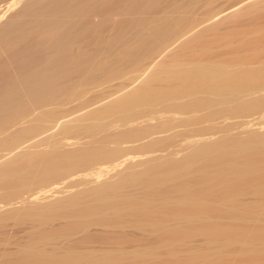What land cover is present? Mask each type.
<instances>
[{
  "label": "rangeland",
  "instance_id": "rangeland-1",
  "mask_svg": "<svg viewBox=\"0 0 264 264\" xmlns=\"http://www.w3.org/2000/svg\"><path fill=\"white\" fill-rule=\"evenodd\" d=\"M46 1H50V0H46ZM54 1L55 0L50 1L49 3L52 2L54 3ZM58 1L60 0H56L57 3ZM61 1L58 4L61 5L62 4ZM67 1H69V3L74 2L70 4L71 6L69 5L70 8L72 7L73 9L76 7V6L75 7L72 6L73 4L75 5L76 0L75 1L67 0ZM67 1L65 3H67ZM91 1L92 0H90V3H88L89 5L96 2V0H93L92 2ZM104 1L105 0L102 1L98 0L95 6L100 5L99 7H101L102 5H105V2H107V0L105 2ZM124 1L125 0H112V4H110L112 8L109 7L110 10H113L110 12L112 13L111 15H108L109 12H107L109 10L107 9V6L110 5L106 4L107 5L105 6L106 8L103 6L106 11L104 12L103 11L104 8H102V12H104V14L101 12V9H99L100 11L99 10L97 11L96 9L98 15L93 14L94 12L91 13L90 10H95L94 6L92 5L93 9H90L89 13L93 15H90L88 14V12L86 13L87 9L83 6L86 5L87 7L88 1H85L86 3L85 2L83 3V1L79 2L77 0L79 5L83 3L82 6L84 7L81 10L82 6H79V9L81 11L86 9L84 10V12L90 15L88 16L89 18H87V15L84 12H80L79 10H77V12H79V16H82L84 13L86 15V17L85 16L84 17L89 19V21H91L96 17V16L93 17L94 15H97L98 17L102 14L103 15L101 16L102 18L104 16L106 17V15L110 17V18L106 17V19L109 20L106 21L105 19L104 21V23L106 22L107 23L104 24L103 28L104 27L105 28L102 30V33H100L101 35H99V37L101 36L100 42H98L95 45V47L94 45L90 46V48L94 47L99 52L101 58V66L98 67L99 66L98 65L96 68H93L94 65L92 64L91 66L88 65L89 68L87 67L88 68L86 70L87 72H85L86 73L85 80L82 83L72 84L68 96L66 95L65 97H62L60 94H58L59 93L58 91L57 94H55V96L52 98L40 97L39 100L37 99L36 102L32 101L31 103L25 101L26 103L25 102L23 103L21 111L14 112L13 110H11L7 114L8 124L9 126L11 125V128L9 127L8 130L10 132L8 133H11V131L13 132L19 127L21 132L18 133L17 136H14L13 137L14 139H9L10 144H7L5 146L6 148L4 147L5 149L0 150V213L1 214L4 213L3 215L0 214V264H6L8 262L6 260L7 259L9 260V258L14 256V254L16 255V252L18 253V249L20 250L22 246L23 247L26 246V244L29 243V240H31L30 243L31 242L37 243V241L40 242L41 240H37V241L35 240L39 238V236L41 235V231H42L41 229L48 230L49 228L52 229L54 226L57 228L58 227L62 228L67 226L68 222L72 220L70 218V213L72 211L66 212L67 209L71 210L69 207L66 210L64 208L63 209L59 208L62 209L59 212H58L59 209H56L57 210L56 211L54 208L55 214L53 211L51 212L50 210L53 208H50L49 210L46 209L48 213H45L46 211H43L42 207H41L42 211L38 209L40 207H38L37 202H36L37 209L35 208L36 203H29L30 207L33 204L35 205H33L34 208L28 210L32 211V213H35V209H36L37 212L41 215L38 216L36 212L34 216L29 215V218H27L28 210L26 211L25 208L27 207L29 208V205L27 206L28 203L24 202L26 196L29 197L30 192H33L34 190L36 193H38L41 190L39 187L40 184H42L43 186L42 185L41 186L44 187V188L41 187L42 190L45 189L46 185L44 186V184L48 182L49 179L47 178L49 177L45 178V181L44 179H42L43 183L41 180L39 182L37 181L39 178L36 176V174L35 176L38 179L36 177L35 178L37 180L33 178L32 181L24 178L25 180H27V183L25 182L23 183L21 181L22 179L19 180V182L21 181V183H19L21 188L23 187L22 184H24L23 187L24 189L22 188L23 192L20 187H18L12 182L15 185V187L17 186L16 188H18V191H16L17 189L16 188H15L16 190L14 189V185H11L12 183L9 182V180H11L9 176L11 175V171H12L11 166L13 167V164H15L14 162L10 166L11 161L13 159H14L13 161H17L15 159L18 155L20 156L18 157L22 158V160L24 161L26 156H27L26 158H29L33 154L32 150L36 151V149H38L39 151H41L45 146H46L45 154L48 153L47 152L48 149L49 152L50 150L58 151V149H61L59 148L61 146L60 141L62 142L65 139L64 137H67L68 135L70 136L72 132H74V134L72 135L88 134V132H94L95 131L94 129L97 130L98 135L100 137L104 136L108 138L109 136V138L107 139L108 141L107 140L104 142L98 141L99 144L101 142L105 144V142L108 143L110 141L108 143L109 145L111 146L117 145L119 149L120 147L121 148L123 147V149L126 150V151L124 150L125 153L129 152L127 153L128 156H132L131 154H133L134 156L137 157L136 158L137 160L135 159L134 160L135 162H133L134 167L133 165H130L129 166L130 168L129 169L127 168L128 171L125 170L126 173L122 171L119 175H115V178H113L114 176L112 175L113 180L116 179L115 181L117 183L120 181L118 183L119 185H116V182L115 183L112 182L113 184L118 186V188L121 189V190L118 189L119 191L118 194L121 197L123 196L128 199H130L131 197L133 200L134 199L136 200V198L139 200L142 199L143 197L144 199L147 198L149 201L153 200V203L156 202V204L159 206L158 208L156 204H153L152 206L155 205L157 206V207L155 206L156 209L154 210H157L158 208V210L160 209L161 211L159 210L160 213L159 211L157 212L158 216L154 215L149 220L153 223L150 224L151 222H149L147 224L150 227L146 225L142 226L139 223L141 225L140 226L136 222L124 223L122 220V222L124 223V225L122 224L123 227L122 225L119 226L118 224L115 223L118 226V228H116L117 226L115 227V224L113 222L112 223L108 221L102 222L99 221L98 219L96 220L95 219L96 217L93 218L92 220L90 219L85 221L84 223L85 226H83V228H86V230L82 228V232L84 231L86 233L88 231L87 233H91L93 235V238L91 235V237L89 238V240L90 239L91 240L86 242L85 245L82 246L84 248L87 247L85 248L88 249L87 253L90 248V250L93 249L94 253L93 251L92 253L94 254V256L95 253H97V251L98 252L102 251L104 253L106 252L108 254V250L110 248L109 251L113 253V255H111V257L113 256L112 257L113 261L110 258L111 259L110 262L113 263L114 260H116V262H114L113 264H264V251H262L264 250V170H263L264 154L262 155L263 159L259 160L258 158V161L260 162V166L259 165L257 166V168L259 167V169H257L258 171L256 170V172L255 171L253 172V174L255 173L257 177L254 176L255 175L254 174L252 176L253 178H251V176L249 177L250 180L248 177H244V180L241 181L242 179L241 180L239 179L241 178V176L235 177L236 176L235 174L230 175L231 177H228L229 175H227V177L224 175L226 178L225 179L222 176L223 174L221 175L220 170L223 169L224 172L227 169L226 168L227 162H225L224 160L223 162L225 164H223L222 163L223 159H221L220 156L217 157L218 155L215 156L216 158L214 157L216 159V160L214 159L215 161L212 160V162L209 163L207 162L208 164L206 165L205 169L204 167L202 168L205 170L206 173H208V175L207 174L204 175L200 169H195L193 170L194 172L190 171L189 173L184 174L182 176L183 178L179 177L178 179L177 177L178 180L175 178L174 180H170L171 182L170 181L158 182L157 184H155L156 182L155 183L153 182L154 184H152L151 182L154 180H151L150 182L151 184H150L149 183L150 180L134 181L133 179H131L133 178V176H136L135 171L141 174L144 172V170H147V172L149 171L151 172V175L154 173H157L156 175H160L164 173L165 175L169 170L168 167H170L172 163L175 164V161L178 163L179 162L188 163L187 161H190L189 163L194 162L193 161L194 157L195 156L196 158L199 157L198 155L195 154L201 153L202 149H204V146L206 149L207 147L209 149L211 146H212L211 148H215L216 144H218V146L223 147V145L221 144L224 143H225L224 146H226V144L231 146L234 143H235L234 145H236L237 142L240 143V145L241 143L247 144L250 142L249 144H254L255 142L256 143L255 145L264 151V143L263 141L261 142V140H259L264 136V97H263L264 84L263 83L260 84L259 86L257 85L242 86L239 87L238 89L235 90L232 89L230 91L229 89L226 90L225 88L223 87L221 88L219 86L216 88V86L214 85H211V88L210 86H207L205 88V86L195 83L193 85L189 84L190 87L189 85L188 86L186 85L187 87L184 85L185 86L184 87L181 84H177V86L175 84V85H171V87L172 86L174 87L171 88L170 85H168V87L170 88L169 89L167 88V83L161 80L162 78L161 79L159 78L160 76H162L161 74L164 73L162 69L163 70L165 69L164 71L166 73L167 71H169V68L171 69L172 72V69H174L173 71H176L177 69L180 70L179 68L182 69L185 67L188 68L191 66H195L199 63H201L202 65L204 63L205 66L208 65L207 67L212 66L213 68L214 65L213 61L214 62L221 61L220 63L215 62L216 65L219 64L220 66H222L221 64L224 63L225 61L228 65L226 63L225 64L228 67L223 65L225 67L223 68L224 69L227 68L231 70L235 68L236 69L239 68L237 70H240V68L242 69L243 66L244 69L246 66H248L249 68L250 64L252 68H254L252 64H254V66L257 65L259 66L260 64H258V62L262 64L260 66H264V62H262V58L264 60V55L262 54L264 53V0H151V1L148 0L150 1V5L148 6V9L145 12L143 8H141L142 10L140 8L138 9L139 7L138 5L140 2L139 3L136 2L137 4L135 2L133 4L130 3L131 6L129 5L127 7L126 5L128 3L127 1H125L124 3ZM44 2L45 1H43V4L47 7L45 8L44 5L42 6L40 5V8L39 7L35 8L36 14L33 12L34 13L33 15L35 16L40 15V13L38 14V12L39 9L41 10L43 6L45 10L49 8L48 5L50 4L47 3L48 4L47 5L46 2L45 3ZM8 3L9 2H6V0L3 1L0 0V11L4 9V12L2 11L3 12L2 14L0 12V14L2 15V16L0 15L1 18L4 15L5 16L4 18L6 19L7 16H9L12 13L11 10L10 11L5 10L7 9V7L6 8L3 7L4 5L8 6L6 5ZM57 3H54L53 5L51 4L50 6L51 7L53 6L52 8H54L55 5V9L61 8L60 11L62 10L66 11V8L67 11L70 10L68 9V7L66 8L64 7L66 4H63L64 5L63 8L62 6H60L59 8ZM51 7L49 9H52ZM55 9L53 10L55 11ZM45 10L42 11L47 12ZM54 11L50 10L49 12L48 10L49 12L48 16L47 15L44 16V12H41L43 13L42 17H45V20H47V17L48 19L51 18L52 21L55 18L58 19L56 16L51 15L53 14L51 12ZM129 11L132 13H130ZM100 12L101 14H99ZM62 13H59V15H61ZM76 13L74 12L73 14L74 16L72 17L70 16V17L75 18V16L78 15V13L77 14ZM114 13L117 14L114 16L113 15ZM56 14L58 16L57 12ZM91 16L93 18L90 19ZM141 16L146 18L145 22L142 21L143 23H141V20H139ZM33 17H32L33 22L31 23L30 21L31 24L28 23L27 25L30 26L33 23L34 25H37V23L39 22V24L37 25L38 28H33L36 30L38 29L37 30L38 32L34 30L36 31L34 32L35 34V33H39V29H40L39 26L42 24L43 21L40 23V20L42 18L41 16H40L41 18L36 16L38 19H40L39 21L37 18H36L37 21H34L36 19H33ZM78 17L77 19L79 20L80 17L79 18ZM67 18L68 17H66L65 21L67 20ZM85 18H84L85 21L83 20V22L87 21L88 23V20ZM42 20H44V18ZM62 20L64 23L65 22L64 19ZM69 21L71 23L68 22V24L70 23L71 25L73 21L72 20ZM57 23L59 25L63 24L59 21ZM65 24L67 25V22ZM34 25H32V27H34ZM44 25H47V23H44ZM48 26L53 28L51 24ZM126 26H128L127 29L129 30L132 29V30L127 31ZM50 27L46 28L45 26L44 28L46 29L43 28H42L43 30L40 29V33L44 34L45 32L43 31L47 30L48 28L50 29ZM52 28L51 30H47L46 32L48 38H46V35H43L47 40H49L50 37H53V35L54 37H57L56 35H60L61 33L60 30L62 28L61 29L59 28L60 30L58 29L60 31V33L58 34L56 33L57 30H55L54 28L53 29L56 32L54 31L55 33H53ZM65 28L66 26L64 25L63 28L64 31L62 29L63 32L67 30V28L66 29ZM121 28L122 30L125 28L127 32L125 31L124 33L125 29L123 30V32L122 31L120 32ZM18 31H19V35H18ZM18 31H16V33L21 40L22 35L20 36V30ZM23 31L24 30L22 29L21 33H23ZM40 33L39 35H41ZM48 34L50 35V37ZM14 36L15 33L13 35V38L19 44H16L15 41L12 42L18 45L19 47L21 44L22 47L25 44V42L23 44V41L21 40L22 43H20L19 42L20 40H17L19 37L15 36L16 37L15 38ZM37 36L36 38H38ZM43 36L42 37L39 36V38H43ZM39 38L38 41L36 39L37 43L40 42L41 40V39L39 40ZM47 40L44 39V41H42L41 43H44ZM13 43L5 44L6 48L9 47V45L10 48H12L11 46L14 45ZM9 49L7 51H9ZM2 50L4 49L1 48L0 51L2 54V55L0 54L2 56V57L0 56L1 57L0 62L6 60L7 57V55L5 54L6 49L5 52L4 51L2 52ZM253 51H255L256 53H254ZM259 51H262L260 52V55L258 54ZM251 56L253 58L249 59V57ZM254 56H256L255 59ZM246 58L247 61L244 60ZM251 60L253 61L251 62ZM235 63L237 65H235ZM242 63H244L245 65L243 64L240 67V64ZM160 71L162 73H160ZM157 73H159L160 75H158ZM153 75L156 76L158 75V77H156L157 79ZM153 78L155 79L153 80ZM7 79L5 80L7 81ZM150 79L152 80V82ZM3 81L4 80L2 79V81L0 82ZM145 82L146 85L148 84V86L150 85V87L151 86L155 87V89L152 87L154 92L156 90H160V92L157 91V93L159 92L160 95H156L157 96L156 97L154 95L157 93H155L153 96H151L153 99L148 97L147 98L148 100L144 99L145 101L142 100L139 103H136L131 107H128L127 109H129V112L125 111L126 114L124 113V110L126 108H123V110H121L120 108L116 107L115 105L116 102L113 100L120 99V97L125 95L126 92L128 93L131 90H134L135 88L137 89L140 85L142 86ZM212 86H214L215 88H213ZM178 87L179 89H177ZM111 100L113 102H111ZM110 102H111V106L113 105L114 107H116L117 111L119 109L121 111L117 112L116 109L113 107V109H115L114 111H116L114 112L113 109L109 107ZM105 106L109 107L110 109V113H108L109 109L108 111L106 110L104 111L108 113V114L106 113L108 117L107 115L101 116L104 114V112L102 111L103 112L102 114L101 111H99V110H104L103 108H106ZM91 111L92 112L99 111L101 115L98 114L99 112L98 113L95 112L93 114H98L99 118L91 117L87 114L88 112ZM121 112L123 114H121ZM131 117L133 118L134 121L131 119ZM137 117L139 121L136 120ZM125 119H128V121L123 122V120ZM133 122H138V124L135 123L138 125V129ZM19 123L21 124L20 126ZM94 124L97 127L95 126V128H93ZM98 126L100 127L98 128ZM133 127L135 128V131L133 130L134 129ZM23 128L25 129L22 130ZM127 128L128 130H131V132L133 131L138 132L140 130L141 133L138 132L137 134L139 135L137 136L136 134L135 136L133 132L132 133L133 137H131L132 140L129 139L130 136L127 138V140H125L124 139L126 134L125 132H129L127 131ZM99 129L101 131H99ZM117 129L118 130L121 129L122 131L125 130L124 131L125 134H123L121 131L118 132L123 134L124 137L123 136L120 137L121 134H119L120 135L119 136L116 133ZM84 130L85 132H82ZM114 132L115 135L117 134L118 136L117 135L115 136ZM131 132L129 133V135L131 134ZM20 135H21V137H19L20 139L16 138ZM113 135L115 136L114 138ZM94 136L95 135H93L92 137ZM110 136H112L111 139ZM88 137H91V135H88ZM104 137L103 140H105ZM115 138H117V140L112 142V140H114ZM118 138L120 139L123 138L126 143L122 141L125 143L122 144ZM16 139L18 142H14L16 141ZM133 139L135 140L137 139V140L133 141ZM263 139L264 137L262 138V140ZM12 140L14 142L13 145H11ZM93 145H97V144L95 143ZM39 147L40 148L43 147V148L40 150ZM37 151L35 154L41 157L40 154H43V151H41L42 153L39 152L40 154H38ZM60 151L61 150H59L58 153H60ZM120 151L121 150H119L118 152ZM51 152L47 155H50ZM58 153L57 155H60ZM20 154H24V155H20ZM55 154L50 156H54ZM119 154L122 153L120 152ZM57 155L56 157H58ZM11 157L12 158L15 157V158L12 159ZM34 157L36 156L33 154L32 159ZM7 160L10 161V163L6 162ZM28 160L30 164L31 159L29 158ZM28 162L26 161L25 164ZM221 163L223 166L221 165ZM101 164L102 163L91 165V167L93 166L92 168L87 167L86 170L84 169V171L81 172L79 171L78 174L76 173L77 176L78 177L81 176V178L80 177L76 178L77 177L76 174L74 175V177L73 176H71V178L69 177L70 179L73 178L72 180H75L74 178H76V180L78 179L76 182L79 183L75 182L77 184L75 185V187L74 186L71 188L69 187L70 189H68L67 184L71 180L69 181V179L63 178L64 180L58 179L56 181L58 185L56 183H51L54 184L58 189L62 190V192H60L56 188L55 190H57L58 192L54 193L55 190L53 187L55 186L51 184L50 185L48 184L47 189L50 188L52 190L53 188V190L52 192L51 190L50 192L47 191V195L44 192L46 191V189L43 191L41 190L42 193L39 192L38 194L33 192L35 195H39V198L43 194L42 196L43 199L41 197L40 199L41 201H39V206L40 204L44 203L43 201H45L46 203L49 202L50 199L52 200L54 197H55L54 199H57L56 196L60 197L63 194L64 196L69 194L70 190L73 191L74 189L77 190V188H79V190L81 189L82 191L83 189V191H85L86 189L88 190V188L90 189V185L92 184L95 185L97 183L91 182L90 180H88V178H86L88 176L84 177L83 175H86L88 172H92V170H95L96 167H101V166L104 167L109 165L108 163L107 164L103 163L102 165ZM122 167L124 166H121L120 168L118 167V170L119 169L121 170ZM211 167H213L212 170L210 169ZM217 169L218 172H220L219 174L218 172L217 173L214 172L217 171ZM118 170L115 169L111 171V174L113 172H117ZM199 170L200 173L197 172ZM109 174L106 175L105 178H109V177L111 178V174L110 175ZM37 175L39 176V174ZM42 176L43 175L40 174V179ZM44 176L46 177V175ZM44 176L42 178H44ZM202 176H204L203 179ZM118 177L120 178L118 179ZM245 178H248L250 183L249 181L245 180ZM79 179L81 181H79ZM206 179L208 180L206 181ZM234 179H236L237 181ZM254 179L255 181L252 182L251 180ZM224 180H226V183ZM227 182L230 183L234 182V185L236 183L237 184L233 186L232 189V187H227L228 185L226 186ZM59 184H61V186ZM85 186L88 188H86ZM186 187L188 188L190 187L189 188L190 190ZM19 188L21 189L20 192H19ZM227 188L228 189L231 188V191L228 190ZM124 189L126 192L124 191ZM13 190L16 191V193ZM27 192L29 194H27ZM48 192L49 194L54 193L55 195L51 194L53 196L50 195L51 196L50 198L49 197L46 198L47 196H49ZM34 194L31 196L32 197L35 196ZM21 196L22 198L25 197L24 200L20 198ZM15 197H17V199H19L18 201L21 202L18 205H16V207H20L21 205H24L21 207H24V211L26 213L23 211V208L22 209L19 208L15 210L16 211L15 212L13 210L11 211L8 210L10 205L3 206L5 205L3 203H8L7 202L8 200L12 198L15 199ZM183 197L185 199L192 198L191 201L195 204V208L194 207L192 208L189 205L188 206L185 205L186 207L184 206L183 208H181L182 210L180 209L179 212H175L174 210L175 208H173L175 201H179V199L183 200ZM195 197L197 198V200ZM17 199H15V201ZM21 199L23 200L24 204L22 203ZM168 199L171 200L167 201ZM162 200L163 201L166 200L167 202L164 203H167V205L165 206L162 205L161 204ZM7 207H8L7 209L8 211L5 210ZM165 207H168V209ZM63 210L64 212H62ZM12 212H14V214L16 215L18 214L20 217L18 215L16 217V215H14ZM68 212L69 215H67ZM72 214L73 213H71V215ZM65 215H67V217ZM24 216H26V218L22 219L21 217ZM68 219H70V221H68ZM162 221L164 222V225L167 224L169 225V227H172V225L175 226L177 224L179 227L182 228V230H180V233L176 237H172L173 239L170 240L168 238L166 239L167 232L166 234L164 233L165 237L164 236L162 237L165 238L164 240L161 238V235L166 230L160 231L162 229V228L160 229V227L164 226L162 225L163 224ZM192 221H194V223H192ZM159 223H162L161 224L162 226ZM156 228L158 229V232ZM68 230L69 229H67L66 231L69 232L68 239L66 237L68 235L65 236L66 234L65 232L63 234L65 237L63 236L64 238L62 239L57 237L56 239L52 238L53 241L49 239V242L47 243H46L47 239H45L46 241L44 240L45 242L43 241L41 242H43L44 246L45 243L48 244V246L46 245L47 249L50 247L49 245L52 246L50 248L57 249L58 245H62L61 243L64 244L65 241L70 242L76 239L77 237L83 236L80 228L77 230L78 232L76 231V229H73L74 230L73 232L76 233L70 232L71 229L69 231ZM159 231L161 234H159ZM111 232L115 233L116 235L110 234ZM117 235L119 237L121 236L120 239L119 237L117 238L115 237ZM123 235L126 237H124ZM112 236L115 237L114 241H111L113 240V238L111 240H106ZM71 237L73 238L71 239ZM40 238L43 240L42 237ZM59 239H61L60 241H62L63 239L65 240H63L60 243V241H58ZM51 241L53 242V245ZM92 241L95 242L90 243ZM39 242L38 245H40ZM67 242H65L66 244L63 245L64 247L67 245ZM43 244L41 243L40 246H43ZM55 244L57 247H54ZM63 246L59 248L62 251L66 249V248L62 249ZM138 247L141 249L140 251L138 250L139 249ZM117 249L121 251H118ZM145 249L146 251H144ZM257 250L260 251L256 252ZM135 251L141 252L144 255L140 256L139 258L138 257L134 258L133 257L134 255L132 256V254L136 253ZM115 252H117L118 254L117 253L115 254ZM120 252L125 254L122 255V253ZM100 255H102V253L100 254L98 253L99 257ZM117 255L121 259H119ZM98 259L91 258V260L89 261L91 262V264H96V262L98 261H95V263H93L92 260H98ZM87 260L88 258L85 261ZM107 261H109V259ZM110 262L108 264H111ZM101 263L102 262H100V264ZM81 264H83V262Z\"/></svg>",
  "mask_w": 264,
  "mask_h": 264
},
{
  "label": "bare ground",
  "instance_id": "bare-ground-1",
  "mask_svg": "<svg viewBox=\"0 0 264 264\" xmlns=\"http://www.w3.org/2000/svg\"><path fill=\"white\" fill-rule=\"evenodd\" d=\"M32 1L31 0H6V2H9L8 4H6L8 6H5L4 5L3 7L4 8L7 7V9H5V10H9V11L11 10L12 13L10 15L7 14L9 16H7L6 19L4 18L5 17L4 15H3L2 18L0 17V19H1L0 20V51H1V48H3L4 50H2V52L3 51L5 52V49H6V52H8V53L5 52V54L7 55L6 60H4L3 62H0V81H2V79L4 80L3 82H0V150L1 149H5L6 148L5 146L7 144H10V142H9L10 140L9 139H14L13 137L14 136H17L18 133L21 132L20 129H19L20 127H19L18 129L15 128L16 130H14L13 132L11 131V133H8V132H10V131H8L9 130V127L11 128V125L9 126L8 119H7L8 112H10L11 110H13L14 112H19V111L22 110V105H23V103L25 101H28V102L31 103L32 101L33 102H36L37 99L39 100L40 97L52 98V97L55 96V94H57L58 91H59L58 94H60L62 97H65L66 95L68 96L72 84L82 83L85 80V77H86V73L85 72H87L86 70L89 68L88 65H90V66H91V64L94 65L93 68H96L98 65H99L98 67L101 66L100 54L97 51V49L94 48V47H95V45L98 42H100L101 36L99 37V35H101L100 33H102V30L105 28V27L103 28L104 24L107 23V22L104 23L106 17L107 18H110L108 15H111L112 13H110V12L113 11V10H110L109 9V7L112 8V6L110 5V4H112V0L111 1L110 0H107L108 3L105 2L106 1L105 0L104 1L105 2V5H102L101 7H99L100 5L99 6L97 5L98 8H97V6H95L96 3L98 2V0H96L95 3L90 4L91 6L88 4V3H90V0H85V1H88L87 4L90 6V8H89L88 5H87V7H86V5H83L88 10L87 11L86 9H84V10H86V13L88 12V14H90L89 13V10L90 9H93V6H94V9L95 10H90V11H91V13L94 12L93 14H97L98 12H96V9H97V11L99 9H101V12H102V8H104L107 5H110V6H107V9H109L110 11L109 10L107 11L109 13H108V15H106V17L104 16L105 18L104 17L103 18L101 17L103 15L100 12L99 13V14H101L100 16L97 17L98 14L97 15H94L93 17H95V16L96 17L94 19H92L91 21H89V19H87V18H89L88 16L93 15V14L88 15V14H86L84 12V10L81 11L84 8L82 6V4L85 2L84 0H82L83 3H81L80 5H79V3L76 0V3L77 4L75 3V5L74 4L72 5L74 7L76 6L75 7L76 9L75 8L72 9V7L71 8L69 7V5L72 4V3H74V2L69 3V1L66 0L67 3H68L67 4V3H65L66 2L65 0H62V1L60 0L62 2V4L60 5V4H58V3H60V1H58V3L56 2V0L54 1V3H57V5L59 6V8H60V6H62V8H63V6H64L63 4H66L64 7L65 8L68 7V9H70V10H68L69 12L67 11V8H66V11L65 10L64 11L63 10L60 11L61 8L60 9H57L56 8L57 9V11H56L55 5H54V8H52L53 6L51 7L50 5L53 2L52 3H49V2L50 1H53V0H50V1H46V0H32ZM43 1H45L46 4L49 3L50 5H48V4L47 5H48L49 8L51 7L52 9L47 8L45 10L44 9V6L45 5L43 4ZM78 1L79 2H82L81 0H78ZM125 1H127V3H128L126 5L127 7L130 5V3L133 4L134 2L135 3L136 2H138V3L140 2L139 5H138L139 6L138 9L139 8L140 9L143 8L144 9V12H145L148 9V6L150 5V1L151 0L150 1H148V0H125ZM125 1H124V3H125ZM40 5L41 6L44 5V6L41 8V10L39 9L38 14L40 13V15H36V16H38V17L41 16L42 17V14L43 13H41V12H44L42 10L47 11V12H44V16L45 15L48 16L49 15L48 13L50 12V10L54 11L53 9H55L54 12H51L53 14H51V13L50 14L53 15V16H56L58 19L55 18L56 19V21H55V19H53V16H52L53 21L51 20V18L48 19L47 16L46 17H47L48 22H47V20H45V17H42V18L40 17L41 20L38 19L33 14L35 13V8H38V7L40 8ZM77 6H78V8H77ZM79 6H82L81 7V10L79 9ZM46 7L47 6H45V8ZM113 7H115V6H113ZM105 8L103 9L104 12H106L105 11ZM150 8H151V6H150ZM115 9H114V12H115ZM48 10H49V12H48ZM77 10H79L80 12H84L87 15V18H85L86 15L84 13H83V15L80 14L82 16H79V12H77ZM141 10H140V12H141ZM2 11L4 12V9L0 11L1 14L3 13ZM56 12L58 13V16H57ZM62 12H64V13H62ZM74 12L75 13L77 12L78 15L75 16L76 19L73 17L74 18V20H73V18H71V17L74 16L73 15ZM104 12H102V13L104 14ZM59 13H62L61 15H64L65 17L59 15ZM130 13H132V12H130ZM5 14H6V12H5ZM105 14H107V13H105ZM116 14L114 13L113 15L115 16ZM51 15H50V17H51ZM33 16H35V17H33ZM143 16H141V18L139 19V20H141V23H143L142 21L145 22V20H146V18L143 17ZM32 17H33V19H36L37 18L38 21L40 20V23L43 21L42 24L40 25L41 27L39 26V28L41 30L46 29L47 27H50L48 25L51 24L53 26V28L55 30H57V32L52 27H50V29L48 28L47 30H51V28H52L53 29V33L56 32L57 34L60 33V31H61L60 35H56L57 37H54V35H53V37H50V35L48 34L50 38H49V40H47L46 39V38H48V36L46 34L47 30L43 31V32H45L44 34H41L40 33V29H39V33L41 35H39V33H35L34 34V32H36L38 29L36 30V29H33V28H38L37 25L39 24V22L37 23V25H34V23H33L32 25H34V27H32V25H30V26L27 25L28 23L31 24L33 22L32 21ZM66 17L71 18V19H68L67 18V20L65 21ZM77 17L79 18V20L77 19ZM83 17L88 20V23H87V21L86 22H83V20H84ZM93 17L91 16L90 19L93 18ZM142 17H143V19L144 18L145 19L143 20ZM43 18H44V20H42ZM147 18H149V17H147ZM37 19L34 20V21H37ZM60 19H61V21H60ZM62 19H64V21H65L64 23H63V20ZM80 19H81L82 22L80 21ZM69 20H72L73 21V23L71 25H70L71 22ZM75 20H78V21H75ZM107 20H109V19H106V21ZM30 21H31V23H30ZM58 21L61 22V23H63L66 26V28L69 26L67 28V30H65V32H63L64 31V29H63L64 28V25L63 24L62 25L61 24L59 25L57 23ZM66 22H67V25L65 24ZM68 22H70V23L68 24ZM44 23H47V25H44ZM52 23H54V24H52ZM56 25H57V27H56ZM45 26H46V28H44ZM58 26H60V27H58ZM128 26H126V29H127ZM23 27H25V28H23ZM59 28L60 29L62 28L63 31H62V29L60 30ZM22 29L24 30L23 33H21ZM126 29L124 30V33H125ZM18 30H20V36L22 35V39L21 40L23 41V44H24V42L26 44V45L24 44L22 47H21V44H20V47L18 45H16V44H19V43H17V41L14 40V38H13L14 33H15V36H16L17 35L16 31H18ZM34 30H36V31H34ZM123 30L121 28L120 32L121 31L123 32ZM128 30L129 29H127V31ZM131 30H129V31H131ZM48 33H51V32H48ZM18 35H19V31H18ZM18 35L16 37H19ZM35 35L38 38H39V36L42 37L43 35H46V38H45V36H43V38H39V40L40 39L41 40H40V42L37 43L38 38H36ZM35 38L37 39V41H36ZM44 39L47 40V41L44 42V43H41L42 41H44ZM17 40H20V37ZM21 40L19 41L20 43H22ZM12 41L13 42L15 41L16 44H14ZM9 43L10 44H12V43L14 44V45L11 46L13 49L10 48V45H9V47L6 48L5 44H9ZM92 45H94V47L90 48V46H92ZM4 46H5V48H4ZM9 48L11 49V51H10ZM8 49H9V51H7ZM253 52L256 53L255 51H253ZM260 52H262V51H259V53H258L259 55H260ZM0 54H1V52H0ZM262 54L264 55V53H262ZM255 55H257V54H255ZM1 57H0V59H1ZM255 57L256 56H254V59H255ZM250 58H253V57L251 56V57H249V59ZM244 60L247 61V58L244 59ZM252 61L253 60H251V62ZM215 62L213 61V64H214V65L212 64L213 65V68H212V66H210L211 68L210 67H207L208 65L205 66L204 63H203V65L201 63H199V64H197L195 66H191V67H188V68L187 67H185L183 69L182 68H179L180 70L177 69L178 71L176 69H175L176 71H173L174 69H172V72H171V69L169 68V71L170 72L166 70L167 71L166 73L164 71L165 69L164 70L162 69V71L164 73L161 74L162 76H160L159 78L160 79L162 78L161 80H163V81H165V83H167V88H169L168 85H170V87H171V85H175V84H176V86H177V84H181L182 86H184V85L185 86L186 85L188 86L189 84L190 85H193L195 83V84H201V85L205 86V88L207 86H210V88H211V85H214V86H216V88L219 86L221 88L222 87L225 88L226 90L229 89V91H230L232 89H234V90L235 89H238L239 87H242V86H249V85H257V86H259L262 83L264 84V66H260V65H262L260 62H258V64H260L259 66L258 65L257 66H254V64H252L253 67H254V68H252V66L250 64L249 68H248V66H246L247 69H246V67L244 69L243 68L244 66H243L242 69L240 68V70H237L239 68H237V69L235 68L236 70L235 69H232L231 70V69H227V68L224 69L225 68L224 66H227L228 65L225 61H224V63L221 64L222 66H220L219 64L216 65V63L218 61L216 63ZM220 62H218V63H220ZM222 62H223V60H222ZM262 62H264L263 58H262ZM243 64L244 63L240 64V67ZM235 65H237V64L235 63ZM160 73H162V72L160 71ZM157 74L160 75L159 73H157ZM158 75L157 76L156 75H153V76L156 78V77H158ZM155 78H153V80ZM5 79H7V81ZM147 81H149V80H147ZM151 82H152V80H151ZM141 84H143V83H141ZM143 85L142 86L140 85L137 89L135 88L134 90H131L128 93L126 92V94L123 95L122 97H120V99L113 100V101L116 102V103L114 102L115 105H116V107L120 108L121 110H123V108H126L124 110V113H125V111L126 112H129V109H127L128 107H131L132 105H135L136 103H139L140 101H142L144 99H147L148 97H150L151 99H153L151 96H153L155 93H157V91L160 92V90H156L154 92L153 91V88L155 89V87H153V86L150 87V85L148 86V84L146 85V82ZM181 85H178V86H181ZM190 85H189V87H190ZM214 86H212V87L215 88ZM177 89H179V87ZM171 90H169V91H171ZM159 92L157 94H155L154 96L160 95ZM113 101L111 100V102H113ZM111 102L109 103L110 105L109 104L108 105H109V107L111 109H113L114 106L113 105L111 106ZM114 103H112V104H114ZM107 106H105L107 109L106 108H103L104 110H99V111H101L102 114H103V112L105 110L108 111L109 107H107ZM116 107H114V108L116 109ZM115 109H113V111ZM120 109L118 111H121ZM99 111H95V112L98 113ZM116 111H117V109H116ZM116 111H114V112H116ZM95 112L94 111L93 112L91 111V112H88L87 114L89 116H91V117L99 118L98 114L101 115V113L99 112L98 114H93ZM111 112H112V110H111ZM106 113L107 112H104V114L101 115V116H104V115H107L108 113H110V109H109V112L107 114ZM91 114H93V115H91ZM121 114H123V113L121 112ZM107 117H108V115H107ZM124 118H125V116H124ZM120 119H122V118H120ZM131 119L133 120L132 117H131ZM136 120L139 121L138 117H137ZM125 121L127 122L128 119L123 120V122H125ZM20 123H22V122H20ZM20 123H19V126L21 125ZM133 123L134 124L135 123L138 124V122H133ZM137 124H135V125L137 126V129H138V125ZM125 125H126V123H125ZM95 126L96 125L94 124L93 125V128H95ZM100 126H98V128ZM129 126H130V123H129ZM129 126H128V128H129ZM131 126H132V124H131ZM12 127H13V125H12ZM25 127H27V126H25ZM117 128H119V127H117ZM128 128H127V131H129V132H125L126 134L124 133V131H125L124 129H123L124 131L121 130L122 128L120 130L117 129V132L116 133L119 135L121 133H118V132L121 131L123 134H125V137L123 136V134H121V136L119 135L120 137L123 136L124 139L127 140V138L130 136L129 139L132 140L131 137H133L132 136V133L135 131V128L133 127L134 128L133 129L134 131L132 130L133 132H131V130H128ZM139 128H141V127H139ZM24 129L25 128H23L22 130H24ZM100 129H99V131H101ZM131 129H132V127H131ZM82 130H83V128H82ZM94 130L96 132L95 131L94 132H88V134H79V135H72V134H74V132H72V134H70V136L68 135L67 137H64L65 138V139L63 138L64 140L61 139V140H63L62 142L60 141L61 146L60 147L58 146L61 149H58V151H55L54 150L55 153L56 152L58 153L59 150H61L60 153H58L60 155H57V153L55 154L53 150H50V152L52 151L50 155L55 154L54 156L47 155V154L50 153L49 152V149L47 150L48 153L45 154V152H46V148H45L46 146H45L44 148L42 147L43 149L39 147L40 150L42 149L41 151H43V154H40L42 152L39 151L38 149H36V151L38 150L37 153L40 154L41 157L39 155L35 154L36 153L35 150H34L35 152L32 150L33 154L36 157H34L32 159L33 154L29 157L31 159V163L30 164L28 162L29 161L28 160L29 158H26L27 156L25 157V160L28 162V163H26L27 165L25 164V162H26L25 160H24L25 161L24 162L22 160V158H19L20 157L19 155H18L19 157L17 156L16 159H15V160H17L19 162L13 161L14 160L13 158H15V157H13V158L11 157L13 159L12 161L10 160L11 158L9 159L11 161L10 166L12 165V163L15 162V164H13V167L11 166V170L12 171H11V175H9L10 176V179H11V180H9L10 183L13 182L15 185H17L18 187L21 188V186L19 185V183H21V181L23 183L24 182L27 183V180L28 179L33 181V178H35L37 176L39 179L37 177L36 178L38 180L36 178L35 179L38 182L41 180L42 183H43V180L42 179H44V181H45V178L49 177V178H47V179H49L48 182L46 184H44V186L46 185V188H45L46 191H44L46 195H47V191L50 192V190H51L50 188L47 189L48 188V184L50 185L51 183H56V181L58 179L67 178V179H69V181L71 180L67 184L68 187L66 186L68 189H70L73 186L75 187V185H77L76 183H79V182H76L78 180V179L76 180V178H79V177L81 178V176H79V177L77 176V174L79 173V171L80 172L81 171H84V169L86 170L87 167L92 168L93 166L91 167V165H96V164H100V163H102V164L103 163H106V164L108 163L109 164V165L104 166V167H102V166L101 167H96L95 170H92V172H88L87 174L86 173H83V174H86V175H83L84 177L85 176H88V177H86V178H88V180H90L91 182L97 183L95 185H93V184L90 185V189L85 186L86 188H88V190L86 188H84V189H86L85 191H83V189L81 191V189L79 190V188H77V190H75V189L73 190L72 189L73 191H71V190H70V192L68 191L69 194H67L65 196L63 194V195H61L62 197L61 196L60 197L59 196H56L57 199H54L55 198L54 197L53 198L54 200L53 199L52 200L51 199L50 200L48 199L49 202H46V203H45V201H43L44 203L40 204V206H39V201H41L40 199L43 196V194L39 198V195H35L33 193V192H35V190L34 191L31 190L33 192H30V194L27 192V194H29V197L26 196V199L24 201V202L28 203L27 206L29 205V203H36L37 202L38 203V207H40L38 209L41 210L43 208L42 209L43 211H46V209L49 210L50 208H53V209H50V210H51V212L52 211L54 212V208H55V210L56 209H59V208H62V209L64 208L66 210L69 207L71 210L67 209L66 212L67 211H72L71 213H73L72 215L70 213V218L72 220L70 221V219H68V221H70V222H68V225H67L68 227L65 226V227H62V228H59V227L57 228V227L54 226L57 229H55L54 227L52 229L49 228L48 230L41 229L42 231L41 230H39V231H41V235L42 236L41 235L40 236L38 235L39 238H37V239L34 238V239H36L35 241L41 240V241L45 242L46 241L45 239H47V241H46V243H47V242H49V239L53 241L52 238L56 239L58 237V238H61L62 239L66 235H68L69 232H66L67 229H69V230L71 229L70 232H73L74 231L73 229H76V231H77L80 228V230L82 232V228H83V226H85L84 225L85 221L90 220V219L92 220L95 217H96L95 218L96 220L98 219L99 221H102V222H107V221L108 222H111V223L113 222L114 224L116 223L119 226H121L122 224L124 225L125 222L126 223L136 222L138 224L140 223L142 226H144V225L149 226L147 224L149 222H151L149 220L152 218V216H154V215L158 216L157 215V212L160 210V209L158 210L159 206L156 204V202L153 203V200H151V198H150V200L152 201V203L147 198L144 199V197L142 199H139V200L137 198H136V200L135 199L133 200L131 197H130V199H128V198H125L123 196L121 197L118 194V192H119L118 189L119 190H121V189L118 188V186H116V185H119L118 183L120 181L117 183L115 181L116 179L113 180L112 177L114 176L113 178H115V175H119L122 171H124L126 173V171H128V169L130 168L129 166L130 165H133V162H135L134 160L137 157L134 156L133 154H131L132 156H128L127 153H129V152L125 153L124 152L125 149H123V147L122 148L120 147V149H119V147H117V145L116 146L109 145L108 143L110 141L108 143L105 142V144H106L105 145L103 142L106 141L109 138L108 134H107L108 138L107 137H104V136H101L100 137L98 135L97 130L96 129H94ZM82 132H85V130L82 131ZM130 132H131V134L129 135ZM138 132H140V130ZM138 132L137 131L134 132L135 136H136V134ZM95 133H97V134H95ZM88 135H91V137L93 135H95L94 137L96 138V140H95L94 137H92V138L91 137H88ZM114 135H115V132H114ZM114 135H113V138L116 136V135L115 136ZM138 135L139 134H137V136ZM96 136H99V137H96ZM19 137H21V135L18 136V137H16V138L20 139ZM87 137L90 138V139H88ZM103 137L105 138V140H103ZM111 137L112 136H110V139H111ZM93 138H94L95 141L93 140ZM262 138L259 139V140H261V142L263 141V143H264V139L262 140ZM118 139L121 141L122 144H125L126 143L123 138H121V139L118 138ZM137 139H138V137H137ZM115 140H117V138H115L114 140H112V142L115 141ZM130 140H128V141H130ZM134 140L135 139H133V141ZM98 141L99 142L100 141H103L100 144L103 143L104 145L103 144L100 145ZM122 141H124L125 143L122 142ZM14 142H18L17 139ZM14 142L12 140V144L11 145H13ZM92 142H94V143H92ZM95 143L97 145H93ZM121 143H120V146H121ZM249 143H247V144L246 143L245 144H242L241 143V145H240V143L237 142L236 145H234L235 144L234 143L231 146L230 145H227V144H226V146H224L225 145V143H224V144H221V145H223V147L222 146H218V144L215 143L217 146L215 145V148H211L212 147L211 146L209 149H208V147L206 149L205 146H204V149H202V152L200 151L202 154L199 153V152H198L199 154H197V153L195 154V155H198L199 157L196 158V156H195L194 157V160H193L194 162L189 163L190 161H187L186 160L188 163L182 162L183 163L182 164L180 162L178 163V162L175 161V164L172 163L171 166L169 165L170 166V167H168L169 170L167 169L168 172L165 175H164V173H162L160 175H156L157 173H154V174L151 175V172L149 170L148 171L150 173L147 172V170H144V172L142 171L143 173L140 172L141 174H139V173H137L135 171L136 176H133V178H131V179H133L134 181H141V180L142 181L143 180H146V181L148 180L149 181L150 180L149 183L151 182V180H154L151 183L154 184L156 182L155 184H157L158 182H166V181L169 182L170 180H174V178L177 179V177H178V179H179V177L180 178H183L182 176L184 174L189 173L190 171L192 172L195 169H200L203 172L204 175L205 174L208 175V173H206L204 169H205L206 165L209 162H212V160H214L216 158L215 156H217V155H218L217 157L220 156L221 159H223L222 160V163L223 164H225L223 162L224 160H225V162H227V166L225 165L227 169L224 172H223V169H221L222 171L220 170L221 175L223 174L222 176L224 178H225V176L227 177V175H229L228 177H231L230 175H232V174H235L236 175L235 177H240L241 176V178H239L240 180L242 179L241 181L244 180V177H248L249 178L251 176V178H253L252 176L255 174V173L253 174V172L254 171L256 172V170L259 169V167L257 168L258 165L260 166V162L258 161V158H259V160L263 159V157H264V155H263L264 154V151L261 148H258L255 145L256 144L255 142H254V144H249ZM207 144H208V142H207ZM118 146H119V144H118ZM130 147H132V146H130ZM130 147H129V149H130ZM261 147H262V145H261ZM119 150H121L120 152L122 154L124 152V154L123 155L122 154H119L120 153V152H118ZM203 150H206V151H203ZM20 155H24V154H20ZM56 155L58 157H56ZM262 155H263V157H262ZM22 157H24V156H22ZM260 157H262V158H260ZM10 161L7 160L6 162H9L10 163ZM222 163H221V165H222ZM121 166H124V167H122L121 170L120 169L118 170V167L120 168ZM216 166H218V165H216ZM133 167H134V165H133ZM203 167H204V169H202ZM214 168H215V166H214ZM115 169L118 170L117 172H113V173H116V174H113V173L111 174V171H113ZM210 169L212 170L213 167H211ZM200 170L197 171V172L200 173ZM214 172L217 173L218 172V169H217V171H214ZM220 172H218V174ZM109 173L111 174V178L110 177L109 178H105L106 175H108ZM215 173H214V176H215ZM35 174H36V176H35ZM37 174H39V176ZM40 174H42L43 176L46 175V177L44 176V178H42L43 177L42 176L41 179H40ZM75 174L77 176V177L75 176L76 177V178H74L75 180H72L73 178L70 179L71 176L74 177ZM81 174H79V175H81ZM254 176H256V174ZM217 177H218V175H217ZM219 177H220V175H219ZM24 178L27 179V180H25ZM119 178L120 177H118V179ZM203 178H204V176H202V179ZM248 178H245V180L249 181L250 178H249V180H248ZM23 179H24V181H23ZM19 180H21V181L19 182ZM110 180H112V181H110ZM133 180H132V182H133ZM177 180H175V181H177ZM207 180L208 179H206V181ZM234 180H236V179H234ZM79 181H81V180L79 179ZM122 181H124V180H122ZM224 181L226 183V180H224ZM251 181L253 182V181H255V179L254 180H251ZM112 182L113 183L116 182V185L113 184ZM129 182H131V181H129ZM13 183L11 185H14ZM198 183H199V181H198ZM228 183H230V182H227L226 186L228 185L227 187H232V189H233V186H235L237 184L236 183L234 185V182H232L233 184L232 183L228 184ZM249 183H250V181H249ZM56 184L58 185V183H56ZM15 185H14V189L17 187V186L15 187ZM22 185L24 187V184H22ZM41 185L42 184H40L39 187L42 190V188H44V187H42L43 185L42 186ZM51 185H54V184H51ZM59 185L61 186V184H59ZM185 186H187V185H185ZM36 187H35V189H36ZM20 188H19V192L22 189V188L21 189ZM53 188L55 190L57 187L55 186ZM53 188H52V190H53ZM186 188H188V187H186ZM16 189L15 190L18 191V188H16ZM23 189H22V192H23ZM45 189H43V190H45ZM153 189H154V187H153ZM41 190L39 191L40 193H42ZM52 190H51V192H52ZM58 190L60 192H62V190H60V189H58ZM228 190L231 191V188H229ZM16 191H14V192L16 193ZM124 191H125V189H124ZM49 192H48V195L49 196H47V197L45 196L46 198H48V197L50 198L51 196H53L51 194H54V193H56L58 191L55 190L54 193H51V194H49ZM31 193H33L35 196L32 197L31 195H33V194H31ZM38 193H36V194H38ZM126 195H128V194H126ZM20 198H22V196ZM24 198H22V199L24 200ZM15 199H17V197H15ZM15 199L12 198V199H10V200L7 201L8 203H3V204H5L3 206L10 205V207H11V209H10V207H9V209H8V207L6 209L5 208L4 209L5 210L8 209L10 211L11 210L15 211V210H17L19 208H21V209L23 208V211H24V207H21V206H24V205H21L20 207H16V205H18L21 202L18 201L19 199H17L16 201H15ZM22 199H21V201L24 204V202H23ZM42 199H43V197H42ZM191 199H185L183 197V200L182 199H179V201H175V204L176 205L174 204V206H173V208H175L174 209L175 212H179V210L181 208H183L185 205H187V206L189 205L190 207H192V208L194 207L195 208V204L191 201ZM12 200H14V201H12ZM169 200H171V199H168L167 201H169ZM196 200H197V198H196ZM167 201L166 200L165 201L162 200V203L161 202L160 203L165 206V205H167V203H164V202H167ZM37 203H36V205L33 204V205H35V208L36 209H37ZM153 204H156L158 206L157 210H154V209H156L155 208L156 205L155 206H152ZM33 205L31 207L29 205V208L26 206L27 208H25V210L26 211L28 209L31 210L32 208H34ZM3 206H1V207H3ZM165 208L168 209V207H165ZM36 209H35V213L37 212ZM62 209H59L58 212L60 210H62ZM160 211H159V213H160ZM24 212H23V214H24ZM62 212H64V210ZM2 213H3V211H2ZM12 213L14 214V212H12ZM35 213H32V211H29L28 210V213H27L28 216H27V218H29V215L30 216H34ZM45 213H48V212L46 211ZM3 214H1V215H3ZM27 214H25V215H27ZM36 214H38V216L41 215L38 212ZM54 214H55V212H54ZM8 215H9V213H8ZM14 215H16V214H14ZM17 215H16V217H17ZM61 215H62V213H61ZM67 215H69V212H68ZM67 215H65V216L67 217ZM21 216H23V215H21ZM51 216H53V215H51ZM53 217H55V216H53ZM21 218L22 219L23 218H26V216L21 217ZM31 218H34V217H31ZM68 218H69V216H68ZM157 219H158V217H157ZM122 220H123L124 223L122 222ZM159 222H160V220H159ZM162 223H159V224L160 225L161 224L164 225V222L163 221H162ZM192 223H194V221H192ZM116 224H115V227L117 226ZM150 224H153V223L151 222ZM123 225H122V227H123ZM127 225H129V224H127ZM166 225H164L163 227H160V229L162 228L160 231L166 230V231L163 232V234L164 233L166 234V232H167L166 239L168 238L169 240L170 239H173L172 237H176L180 233V230H182V228L179 227L177 224L175 226L172 225V227H169V225H167V226ZM154 227H155V225H154ZM116 228H118V226ZM158 228H159V226H158ZM83 229L86 230V228H83ZM150 229H152V228H150ZM156 230L158 232V229L157 228H156ZM34 231H33V233H34ZM160 231H159V234H161ZM65 232H66V234L64 236L63 234ZM83 232H82L83 236L77 237L76 239H74L72 241H70L73 238V237H71V239L69 240L71 243L65 241V242H67V245L65 247L63 245H65L66 243L65 242H64V244L61 243L65 239H63L62 241H60L61 239H59L58 241H60V243L62 245H58V248H57L58 250L55 249V248H53V249L50 248V247H52L51 245H49L50 246L49 248L52 249V250H50L49 248L47 249L46 247L48 246V244L45 243V246H44L43 242H41V241L40 242L43 244L44 247L43 246H40L41 243L39 241H37V243H33V242L30 243L31 240H29V243L26 244V246H24V247L22 246L23 248L20 246L21 248H20V250L18 249V253L16 252L17 250L15 251L16 252V255L14 254V256L11 257V258L7 257V258H9V260L8 259L6 260V261H8L6 264H81L82 262H83V264L86 263V262L88 264H91V262L89 261V260H91V258L92 259L93 258L94 259L95 258L96 259L99 258L98 260H92L93 263H95V261H98V262H96V264L97 263L100 264V262H102L104 264H108L111 261L112 257H113V256L111 257V255H113V253H111V251H109L110 248L108 250V254L106 252L105 253L102 252V251L101 252L100 251L98 252L97 250H95V251H97V253H95V256H94L93 249L90 250V248L88 247L89 248V251L87 253V250L88 249H85L87 247L84 248L82 246H84L86 242H88V241L91 240V239L89 240V238L91 237L92 234L91 233H87L88 231L86 233L85 232L83 233ZM36 233H37V231H36ZM73 233H76V232H73ZM110 234H115V233L111 232ZM163 234L161 235V238L163 236L165 237V234L164 235ZM157 235H158V233H157ZM35 236H36V234H35ZM35 236H33V237H35ZM168 236H170L171 238L168 237ZM40 237H42L43 240ZM66 237L68 239L69 235L66 236ZM115 237L117 238L119 236L117 235ZM115 237L112 236V237H110V238H108L106 240H111L113 238V240H111V241H114V238ZM120 237H119V239H120ZM124 237H126V236H124ZM92 238H93V235H92ZM162 239L165 240V238H162ZM92 240H94V239H92ZM95 241H92L90 243H93ZM98 241H101V240H98ZM38 242H39L40 245H38ZM56 244H55L54 247H57ZM52 245H53V242H52ZM61 246H63L62 249L63 248L64 249L66 248V249L63 250V251L60 250L59 248ZM106 249H108V248H106ZM138 250L140 251L141 249L139 248ZM92 251H93V253H92ZM118 251H121V250H118ZM144 251H146V249ZM259 251L257 250L256 252H259ZM262 251H264V250H262ZM117 252H115V254ZM123 252H125V251H123ZM98 253L99 254L102 253V255H100V257H99L98 256ZM109 253H111V254H109ZM120 253H122V252H120ZM131 253H134V252H131ZM115 254H114V256H115ZM124 254L122 253V255H124ZM142 255H144V254L141 253V252H136V253L132 254V256L134 258H136V257L139 258ZM87 258H88V260L85 261ZM104 258H105V260H104ZM141 258H143V257H141ZM108 259H109V261H107ZM119 259H121V258L119 257ZM112 261H113V259H112ZM114 262H116V260H114ZM113 263H111V264H113Z\"/></svg>",
  "mask_w": 264,
  "mask_h": 264
}]
</instances>
